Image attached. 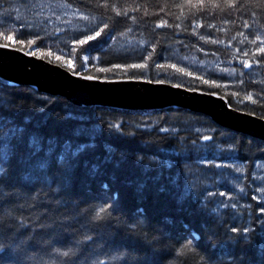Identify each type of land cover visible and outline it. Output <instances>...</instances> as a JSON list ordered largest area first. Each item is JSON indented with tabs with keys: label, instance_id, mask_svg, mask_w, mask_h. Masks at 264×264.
Returning <instances> with one entry per match:
<instances>
[{
	"label": "trees",
	"instance_id": "16d2710c",
	"mask_svg": "<svg viewBox=\"0 0 264 264\" xmlns=\"http://www.w3.org/2000/svg\"><path fill=\"white\" fill-rule=\"evenodd\" d=\"M54 1L88 19L82 18L79 23L81 27L71 25L70 17L67 21L57 22L52 18L46 19L49 15L45 10L46 13L40 11V6ZM203 2L207 12L193 14L186 0H107L108 7H103L105 0H0V44L10 43L11 47L23 48L26 52H37L39 49L44 55L37 53V56L65 67V62L71 59L76 67L67 68L72 72L79 70L81 75H98V67H109L111 64L140 62L143 55L152 51L150 45L156 44V51L167 49L163 53L165 59H158L157 63H175L194 73L193 77H187L168 69L169 82L166 84H180L186 89L199 87L200 91L207 93L216 91L240 112L264 117V100L258 99L260 89L264 87V59H261L264 54L253 55L261 40H264V0H234L231 9L227 7L226 0ZM192 4H197V0H192ZM112 5L116 6L115 11ZM177 5H183V10L177 8ZM117 11L127 12L128 15L117 16ZM131 17H135V20ZM17 20L30 23L32 28L25 35H16L19 28L15 23ZM161 21L167 23L157 27ZM103 23L109 24L111 34L116 37L114 40L102 33L100 38L88 42L86 46L72 44L73 39L90 35L89 29L99 30L98 26L102 27ZM245 23L248 27H244ZM176 24L180 25L179 29ZM209 24L213 27L209 28ZM8 35L13 36L12 41L6 39ZM257 36L261 40H257ZM20 39H33L36 44L31 47L27 43L19 45ZM105 40L106 43H101ZM213 40L221 42L211 43ZM73 47L77 48L81 58L84 55L94 58H90L84 69H80L82 59L77 58V53L71 52ZM81 47H87L88 51L80 52ZM49 50L53 54L51 57L47 55ZM56 56L63 59L57 62ZM244 60L249 61V68L243 67ZM139 71L130 70L136 74ZM157 72L154 71L150 78H158ZM99 75H108L109 80H115L112 74ZM201 76L216 79L218 87L201 85L198 79ZM249 94L253 100L245 101L244 97ZM25 95L29 97L26 101L23 99ZM14 97L16 103H8ZM0 104L12 111L19 110L23 105L18 117L20 123H23V117H31L34 112L44 108L45 111L39 113L38 121H29V126L38 122L39 130L45 134L70 138L72 129L78 124L94 127L96 146L80 154V158L82 161L88 160L89 169L93 163L100 167L92 177L85 175L87 170H78V175H83L85 180L81 191L90 189L91 194L96 195L101 192L104 184L109 185L110 188L105 191H111L118 198L120 210L128 217L139 208L151 227H159L173 239L183 237L181 242L186 243L187 247L180 250L178 255L185 264H201L202 260L205 264H226L227 261L239 264V258H243L244 264H261L258 247L243 250L227 247L223 252L219 247L214 248V244L225 239V228H218L208 221L198 211L199 205L193 203L192 198L185 197L182 203H178L177 196L183 195L186 183L197 192L206 189L216 194L210 198L206 194L201 197L209 201L210 209L217 208L221 202L238 204L235 210L231 207L217 208V215L226 228L250 227L254 232L259 230V223L253 224L252 221L257 216L264 218L257 207L261 203L262 194L258 196L255 191V174L258 166L264 163V151H261L264 144L260 143L264 139L227 128L207 114L186 108L169 106L159 110H128L100 105L80 106L64 95L43 92L33 85L12 86L0 82ZM68 113L84 115L88 119L84 122L70 120L67 119ZM109 124L113 125L111 130ZM141 124L146 127L141 128ZM117 125L120 127L117 128ZM161 128L175 129V132H161ZM204 135L213 136L212 144L217 147L211 152L201 151L188 160L180 158L179 163H173L170 168L161 163L177 160L176 154L170 149H180L185 141L203 143L199 137ZM80 140L87 142L85 136H81ZM106 143L111 144L114 150L113 161L109 163L103 162ZM229 145H232L231 149ZM160 149L169 151L161 152ZM137 156L142 157L143 165L138 166ZM205 157L212 164H201L200 160ZM117 160L120 161L119 165ZM153 161L155 165H152ZM216 164L221 167H215ZM237 166L240 172L235 171ZM189 171L192 175H188ZM177 173H183L178 188L170 183ZM236 177H239L238 181ZM141 184L144 186L142 190L139 188ZM161 185L166 189L163 192L158 190ZM230 188L231 195H227ZM220 191L226 193L224 198L218 197ZM190 232H194L195 236L189 237ZM213 232L216 234L213 235ZM141 234L148 240L155 235L147 230H142ZM193 240L200 241L199 248L192 243ZM207 256L212 259L207 260ZM106 259L101 256V264ZM164 264L180 262L172 257H164Z\"/></svg>",
	"mask_w": 264,
	"mask_h": 264
},
{
	"label": "snow or ice",
	"instance_id": "6c2138e0",
	"mask_svg": "<svg viewBox=\"0 0 264 264\" xmlns=\"http://www.w3.org/2000/svg\"><path fill=\"white\" fill-rule=\"evenodd\" d=\"M190 11L193 14H204L207 9L204 7L203 0H197V4H192V0H186ZM227 7L231 9L234 6V0H226ZM103 7H108L107 0ZM218 7V5H216ZM113 10L116 6L112 5ZM181 11L183 5H177ZM138 9H133L136 11ZM163 11V9H161ZM117 16H127L124 11H117ZM10 18V17H7ZM87 20L88 17L84 16ZM58 19V17H57ZM135 20V17H131ZM51 21H46L50 23ZM19 25L16 35H25L27 30L32 28L30 23L15 21ZM167 21H161L157 27L166 24ZM99 30L89 29L90 35H83L82 39H73V45L86 46L88 42L95 41L100 38L102 33L110 39L116 37L111 34L108 23H103ZM209 28L213 25L209 24ZM244 27H248L245 23ZM179 29L180 25L176 24ZM105 30H108L107 32ZM60 31V29H56ZM195 31V29H193ZM8 41L13 40L12 35L6 37ZM40 37L37 36V40ZM204 39V37H201ZM257 40L261 37L257 36ZM221 41L213 40L211 43H220ZM27 45L31 47L36 44V40L20 39L19 45ZM101 43H106L101 41ZM143 43V41H141ZM255 43V41H253ZM12 44L5 43L0 47L7 49ZM152 51H148L147 55H143L140 62L136 63H116L109 67H98L96 72L99 74H112L114 79H122L127 81H145L149 84L164 85L169 82L167 70L172 69L176 74L193 77L194 73L186 71L183 67H178L175 63H157L158 59H165L163 53L167 52L166 48L156 51L157 45L151 44ZM202 50V49H201ZM23 51V48H20ZM80 52L88 51L87 47H81ZM71 52L77 53V58L82 59L80 69H84L90 60V55L79 56L77 48H71ZM155 52V55H154ZM43 56L44 53L29 50L27 53L32 55ZM256 53L264 54V40H261L259 47L255 49ZM47 55L51 57L53 54L49 50ZM247 55V54H245ZM63 57L56 56L57 62ZM94 59V58H91ZM186 59V57H185ZM264 59V56L261 57ZM244 68H249V61L244 60ZM260 63V60H257ZM65 65L74 69L76 66L71 59L65 62ZM130 70H140L139 74L130 72ZM158 70L155 79L150 78L154 71ZM223 71H228L224 69ZM235 71V69H233ZM122 73L123 75H117ZM73 75L80 76L81 71L74 70ZM88 75L84 79L88 81H104L109 82L108 75ZM212 75L213 73H209ZM163 77V78H159ZM201 85L217 86L216 79H205L203 76L198 77ZM264 83V82H262ZM173 87L181 88L182 85L176 84ZM189 92H200L199 87H190ZM261 95L258 99L264 100V87L260 89ZM207 95L217 96L216 91H209ZM233 96L236 93H232ZM28 95L23 99L26 101ZM245 101H252L251 94L244 97ZM243 101H241L242 103ZM255 103V101H253ZM10 104L16 103L14 97ZM231 108V105H228ZM23 110V105L17 111H12L0 104V264H101L100 257L107 259L103 264H164V257H172L174 260L185 264L181 256L178 255L180 250L185 249L187 244L181 242L183 237L173 239L170 234H166L159 227H151L141 209H137L131 217H128L120 210L118 198L111 191H105L110 188L104 184L99 194H91L90 189L81 191V186L85 183L84 176L78 175V170H87L85 175L95 176L99 164L93 163L89 169L88 160H81L80 154L86 150L96 146L97 135L94 127H86L83 123L76 125L72 129V136L64 138L55 134H45L39 130L38 122L29 126V121H38L39 113L45 111L44 108L34 112L31 117H23V123L18 122L19 112ZM67 119L86 121L88 118L84 115L75 116L72 113L67 114ZM264 119V117H262ZM109 129L113 125L109 124ZM117 128L120 125L116 126ZM141 128L146 127L141 124ZM7 129V130H5ZM161 132H175V129H160ZM81 136L87 138V142L80 140ZM203 143L196 140L183 142L180 149L172 148L177 160L174 162L161 161L172 167L173 163L178 164L179 159L188 160L193 154L201 151L211 152L217 146L212 144L213 136L204 135L199 137ZM264 144V141H260ZM211 147L206 148V145ZM229 149L232 145L228 146ZM105 157L104 163L113 161V148L111 144H104ZM161 152L169 151L168 149H160ZM264 151V149H261ZM123 158V154H122ZM136 162L143 165L142 157L137 156ZM119 165L120 161H116ZM201 164H212L207 159L200 160ZM156 162L153 161L152 165ZM151 166V165H150ZM215 167L220 168V164ZM236 172H240V168H235ZM183 173H177L170 183L174 187H179L180 177ZM188 175H192L189 171ZM239 180V177H236ZM255 183V180L253 181ZM143 184L139 186L143 189ZM165 191L163 185L158 189ZM232 189H229L227 195H231ZM257 191H262L257 189ZM213 197V192L201 189L194 191L191 186L185 184L183 195L177 196V202L182 203L185 197L192 198V202L199 205L198 211L208 218V221L215 224L218 228L224 227L225 239L214 244L213 247H219L221 252L224 248H257L261 254V264H264V218L257 216L252 223H259V230L253 231L250 227H231L226 228L217 215V208L231 207L237 209V203H218L217 208H209V201L202 200L201 197ZM226 193L220 191L219 198H224ZM255 199V197H253ZM107 201H110L108 203ZM98 202V203H97ZM259 212L264 214V197L257 206ZM142 230L155 233L151 240L142 237ZM211 231V229H210ZM239 235H233L237 234ZM216 233L213 232V235ZM189 237H194L195 233H188ZM209 242L211 237L208 238ZM171 241V243H168ZM192 243L199 248L200 241L193 240ZM178 245V247H177ZM235 258V257H234ZM211 260V256L206 257ZM201 264H205L202 260ZM226 264H232L227 261ZM239 264H244L243 258H239Z\"/></svg>",
	"mask_w": 264,
	"mask_h": 264
},
{
	"label": "water",
	"instance_id": "95a60500",
	"mask_svg": "<svg viewBox=\"0 0 264 264\" xmlns=\"http://www.w3.org/2000/svg\"><path fill=\"white\" fill-rule=\"evenodd\" d=\"M2 45V44H0ZM14 47H0V82L13 86L33 85L40 91L64 95L80 106L101 105L131 110H159L169 106L211 116L227 128L264 139V119L229 108L226 97L217 93L189 92L173 85L145 81H88L59 64Z\"/></svg>",
	"mask_w": 264,
	"mask_h": 264
},
{
	"label": "rangeland",
	"instance_id": "374dc122",
	"mask_svg": "<svg viewBox=\"0 0 264 264\" xmlns=\"http://www.w3.org/2000/svg\"><path fill=\"white\" fill-rule=\"evenodd\" d=\"M34 8H37V6H35ZM34 8H33V10H34ZM43 10H45L48 13L47 15H49L46 17V19L52 18L57 22V21H64V20L67 21V19H69L68 17H70L71 25H76V26L81 27V25H79V23L82 20V15H79L72 8L66 7L65 5L58 3V1H54L51 4H49V3L44 4V5L42 4L40 6V11L44 12ZM46 12H44V13H46ZM57 17H58V19H57ZM71 29H72V27H71ZM196 60H198V59H196ZM255 179H256L255 191L258 192V196H260L262 194V197H264V163H262L258 166V171H256ZM257 189H261L262 191H257Z\"/></svg>",
	"mask_w": 264,
	"mask_h": 264
},
{
	"label": "bare ground",
	"instance_id": "6f19581e",
	"mask_svg": "<svg viewBox=\"0 0 264 264\" xmlns=\"http://www.w3.org/2000/svg\"><path fill=\"white\" fill-rule=\"evenodd\" d=\"M15 48V47H14ZM17 49V48H16ZM20 50V49H19ZM35 56H37V55H35ZM39 57V56H38ZM40 58H43V57H40ZM43 59H45V58H43ZM45 60H47V59H45ZM49 61V60H48ZM54 63V62H53ZM55 64H57V63H55ZM60 65V64H59ZM60 66H63V65H60ZM63 67H65V66H63ZM66 69H68L67 67H65ZM68 70H70V69H68ZM71 71V70H70ZM72 72V71H71ZM73 73V72H72ZM84 76H88V75H84ZM115 80H118V79H115ZM13 86V85H12ZM101 106V105H100Z\"/></svg>",
	"mask_w": 264,
	"mask_h": 264
}]
</instances>
